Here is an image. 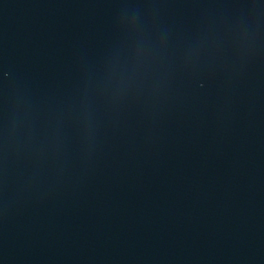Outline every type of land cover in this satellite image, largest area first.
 Returning a JSON list of instances; mask_svg holds the SVG:
<instances>
[{
  "label": "water",
  "instance_id": "obj_1",
  "mask_svg": "<svg viewBox=\"0 0 264 264\" xmlns=\"http://www.w3.org/2000/svg\"><path fill=\"white\" fill-rule=\"evenodd\" d=\"M0 264H264V0H0Z\"/></svg>",
  "mask_w": 264,
  "mask_h": 264
}]
</instances>
